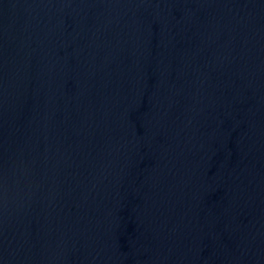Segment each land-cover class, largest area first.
<instances>
[{"label": "water", "instance_id": "obj_1", "mask_svg": "<svg viewBox=\"0 0 264 264\" xmlns=\"http://www.w3.org/2000/svg\"><path fill=\"white\" fill-rule=\"evenodd\" d=\"M0 264H264V0H0Z\"/></svg>", "mask_w": 264, "mask_h": 264}]
</instances>
